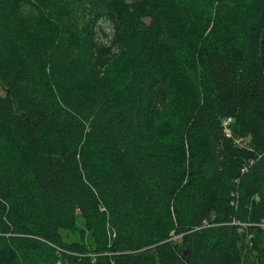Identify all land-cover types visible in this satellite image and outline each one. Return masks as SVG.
<instances>
[{
    "label": "trees",
    "instance_id": "obj_1",
    "mask_svg": "<svg viewBox=\"0 0 264 264\" xmlns=\"http://www.w3.org/2000/svg\"><path fill=\"white\" fill-rule=\"evenodd\" d=\"M262 224L264 0H0V264H264Z\"/></svg>",
    "mask_w": 264,
    "mask_h": 264
},
{
    "label": "rangeland",
    "instance_id": "obj_2",
    "mask_svg": "<svg viewBox=\"0 0 264 264\" xmlns=\"http://www.w3.org/2000/svg\"><path fill=\"white\" fill-rule=\"evenodd\" d=\"M167 124L170 125L171 123L169 122ZM163 133L166 134L165 136H168L169 134H171V130L169 131L163 130ZM261 227L262 229H264V224H262ZM83 232H84V225H83V222L79 219L78 233L74 235H69L68 237H67V234H65V237L68 241H84L85 243L90 244L92 242L90 238V234L88 232H85V234H83Z\"/></svg>",
    "mask_w": 264,
    "mask_h": 264
},
{
    "label": "built area",
    "instance_id": "obj_3",
    "mask_svg": "<svg viewBox=\"0 0 264 264\" xmlns=\"http://www.w3.org/2000/svg\"><path fill=\"white\" fill-rule=\"evenodd\" d=\"M231 119H228L226 122H225V125L227 126L229 123H231ZM226 132H228V133H230V129L229 128H226ZM238 143H241L242 142V140H238L237 141Z\"/></svg>",
    "mask_w": 264,
    "mask_h": 264
},
{
    "label": "water",
    "instance_id": "obj_4",
    "mask_svg": "<svg viewBox=\"0 0 264 264\" xmlns=\"http://www.w3.org/2000/svg\"><path fill=\"white\" fill-rule=\"evenodd\" d=\"M188 251H189V250H186V251L184 252V255H183V258H184V259H185L186 256L188 255Z\"/></svg>",
    "mask_w": 264,
    "mask_h": 264
}]
</instances>
